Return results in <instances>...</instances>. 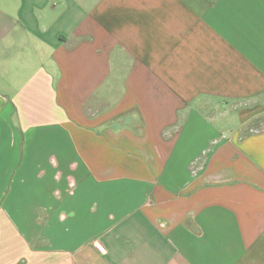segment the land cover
Returning <instances> with one entry per match:
<instances>
[{"label": "crops", "instance_id": "0c3cea01", "mask_svg": "<svg viewBox=\"0 0 264 264\" xmlns=\"http://www.w3.org/2000/svg\"><path fill=\"white\" fill-rule=\"evenodd\" d=\"M263 115L264 0H0V264H264Z\"/></svg>", "mask_w": 264, "mask_h": 264}, {"label": "rangeland", "instance_id": "374dc122", "mask_svg": "<svg viewBox=\"0 0 264 264\" xmlns=\"http://www.w3.org/2000/svg\"><path fill=\"white\" fill-rule=\"evenodd\" d=\"M229 110L230 108H227V109H221V111H217L216 113H219V118L220 119H224V121L227 120V117L231 114L229 113ZM216 115V114H215ZM223 115V116H222ZM214 116V115H213ZM231 116V115H230ZM264 116V115H263ZM215 117V116H214ZM209 118V122L210 123H213L212 120H213V117H208ZM215 119H218V118H215ZM260 120H264V117H262ZM262 124L264 123H261V124H258L259 127L262 126ZM207 155V152L203 154V157H205Z\"/></svg>", "mask_w": 264, "mask_h": 264}]
</instances>
